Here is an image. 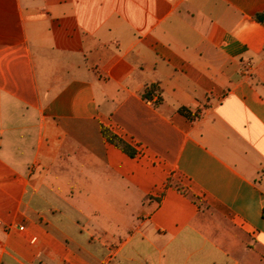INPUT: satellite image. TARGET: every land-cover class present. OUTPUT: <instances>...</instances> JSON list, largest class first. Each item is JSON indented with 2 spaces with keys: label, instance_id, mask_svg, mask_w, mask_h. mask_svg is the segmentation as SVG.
Segmentation results:
<instances>
[{
  "label": "crops",
  "instance_id": "1",
  "mask_svg": "<svg viewBox=\"0 0 264 264\" xmlns=\"http://www.w3.org/2000/svg\"><path fill=\"white\" fill-rule=\"evenodd\" d=\"M261 14L0 0V264H264Z\"/></svg>",
  "mask_w": 264,
  "mask_h": 264
},
{
  "label": "trees",
  "instance_id": "2",
  "mask_svg": "<svg viewBox=\"0 0 264 264\" xmlns=\"http://www.w3.org/2000/svg\"><path fill=\"white\" fill-rule=\"evenodd\" d=\"M263 17L264 14H261L257 16V19L261 20ZM156 90H158V86L156 84L147 85L142 94L143 98L146 100H152L153 94ZM179 111L184 115H186L187 117L193 118V116L188 112V110L185 107H181ZM101 132L108 142L114 144L116 147L121 149L127 155L131 157L135 156L134 148L131 145H129L126 141H124L121 137L117 136L116 134H114L104 126L101 127Z\"/></svg>",
  "mask_w": 264,
  "mask_h": 264
},
{
  "label": "built area",
  "instance_id": "3",
  "mask_svg": "<svg viewBox=\"0 0 264 264\" xmlns=\"http://www.w3.org/2000/svg\"><path fill=\"white\" fill-rule=\"evenodd\" d=\"M153 99H154L155 101H157V100L159 99V92H158L157 90L154 92V97H153ZM140 152H142V149H140Z\"/></svg>",
  "mask_w": 264,
  "mask_h": 264
}]
</instances>
